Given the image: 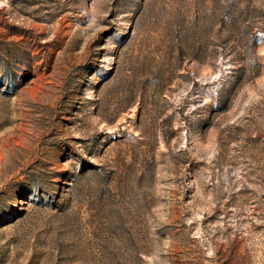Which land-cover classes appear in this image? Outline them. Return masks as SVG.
<instances>
[{"label":"rangeland","instance_id":"1","mask_svg":"<svg viewBox=\"0 0 264 264\" xmlns=\"http://www.w3.org/2000/svg\"><path fill=\"white\" fill-rule=\"evenodd\" d=\"M0 264H264V0H0Z\"/></svg>","mask_w":264,"mask_h":264}]
</instances>
